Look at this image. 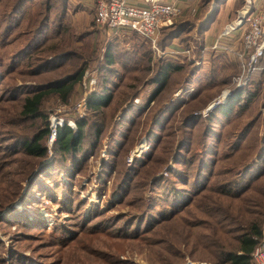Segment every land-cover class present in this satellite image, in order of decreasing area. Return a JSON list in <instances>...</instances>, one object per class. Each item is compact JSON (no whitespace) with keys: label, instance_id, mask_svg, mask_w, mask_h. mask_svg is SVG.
I'll use <instances>...</instances> for the list:
<instances>
[{"label":"rangeland","instance_id":"374dc122","mask_svg":"<svg viewBox=\"0 0 264 264\" xmlns=\"http://www.w3.org/2000/svg\"><path fill=\"white\" fill-rule=\"evenodd\" d=\"M94 1L69 0L68 7L75 38L72 39L67 34H64L62 38L45 34L43 43L36 48L34 53L38 57L52 58L53 53H47L40 49L58 43L61 46L59 51L76 50L78 55H74L66 65L56 66L37 76H21L19 72H13L4 77L6 79L4 81H7L6 84L8 83L9 86L6 84L0 86V133L8 135L14 131L21 133L23 129L25 131L30 129L29 123L19 124L17 122L19 118L16 116L20 113L22 101L5 99L8 95L7 90L12 85L46 84L63 78L67 71L76 66V63L83 62L86 63L83 76L68 101L62 100L56 95H50L44 104L49 115L48 119L52 117L51 115L59 114L68 119V122L76 120L75 117L79 115L77 105L84 95L83 79L94 75L98 84L100 62L103 61L109 45L119 38L108 28L96 25ZM201 3L202 0H200ZM246 4V0H212L205 8L199 5L201 6L200 15L192 14V10L195 8L194 3L189 5L186 10L181 9V14L175 19L174 24L187 23L192 39L188 41L189 43H185L178 37L174 38L173 41H176L180 49L171 46L173 41L164 48L160 44L157 48L149 44L151 46H149L151 48L150 59L142 60L146 61L145 64L148 66L143 67L139 54L135 52L136 54L133 53V55L139 59V62L136 66L131 67L128 64L129 57L126 55L129 46L124 43L120 51L121 56L113 63L117 69L114 76L116 75L118 78V85L114 90L112 107H106V112H104L107 127L101 129V135L94 151L89 154L84 163H79L78 167L71 166L72 162L69 156L59 155L61 164L66 166L63 171H58L59 177L57 176L64 185L62 189L54 188L50 182H46L43 185L44 190H40V185H36L32 187V191H28L31 184L29 175L35 170L30 158L23 153H0V205L2 204L0 209L14 201L13 206L20 212L26 211L34 223L40 219L45 225L43 230H40L25 226L19 227L16 221L0 222V264H214L205 249L200 248L196 257L193 258L192 253L195 254L193 247L181 246L178 243L176 231H179L178 227H182L180 224L159 222L154 225L145 224L143 229L140 228V224H137L136 228L141 231L135 230L134 237L121 236V231L117 230V226L125 224L128 218L131 221L151 202L152 190L148 188V185L145 186V182L152 181L151 178L155 175H168V167L175 166L173 152L168 154V151L175 152L178 141L184 137L183 130L186 129H181L180 126L184 114L188 112H191L190 114L195 115L196 118L187 129L188 133L185 134L187 145L192 142L191 149L197 156L201 155L205 148L216 152V155L208 154L209 157H212L209 159H215L214 174L211 177L210 185H217L223 180L234 177V173L245 162L256 159L261 146L260 139L264 133V81L258 98L241 115L231 118L223 116L218 118L215 115L209 118L208 116L214 112L218 113L221 105L227 103L224 102L208 110L210 105L214 104L216 100H220L225 89H233V78L239 73L241 67L237 54L232 58L226 54L233 64L232 75L226 83L222 82L218 70L220 63L217 61L214 64V56L218 53H225V50L214 51L208 46L214 43L220 33L235 24ZM1 6L2 4H0V10ZM208 12H214L212 20H215V24L212 33L204 34L203 31L209 23L207 22L206 25L202 19ZM31 23L32 20H24V26L17 34L16 39L10 40L11 37H5L2 40L0 34V73L5 72L10 55L20 50L26 40L30 38L27 31L31 27ZM22 33L23 36H21ZM82 33L90 34L85 38L78 39L77 37ZM124 36L120 38L122 39ZM231 39L233 40L234 37ZM238 39L236 36V40ZM207 41L213 42L210 45ZM239 43L234 45L237 49L240 46ZM223 44L230 45L228 40ZM188 51H190L189 55ZM160 59H162L161 63L170 59L182 67L170 70L163 91L154 98V101L146 103L145 99H148L156 87L150 83L157 72V61ZM261 59L260 64L264 67V56ZM196 60H200V63H197ZM63 61L65 62V60ZM36 63L38 64L39 61ZM26 65L25 62L19 67L27 69L29 66ZM137 93L139 95L132 99ZM127 105L128 112L122 115L123 108ZM141 107L143 110H138ZM187 108L188 110H186ZM259 113L261 115L258 122L246 135L240 148L229 154L233 134L240 132L244 125ZM117 122L121 123L120 129H115ZM153 125L154 132L158 135L150 137L148 133ZM46 144L48 146L47 161H52L57 154L55 142L52 146L50 145V133ZM111 148L116 150L115 155L112 154ZM150 155L152 157L146 167L135 175L132 182L130 181V189L122 196L118 190V183L127 169L133 167L136 160L146 159ZM162 158L166 162L163 160L162 163ZM111 159L114 161L113 167L106 164V162H111ZM257 160L259 166L256 165L255 168L261 167L262 160L259 158ZM26 171L29 173L28 177L27 175L25 177ZM53 176L56 177V174ZM147 177L148 179L145 180ZM17 187L20 188L17 197L16 193L13 196L5 195L8 191L13 193ZM48 188L52 194H55V197L54 194L51 196L52 198L43 197V192ZM24 193H28L30 196L28 205H24L26 201L24 197L22 198ZM73 193L78 194L84 203H81L79 213L74 214L71 212L73 209H71L70 201V196ZM218 196L215 197L218 198ZM242 196L240 199L225 198L231 204L229 202L223 204L229 206L235 215L241 217L242 221L257 215L255 213L259 211L264 215V171L254 181L251 189ZM34 198L38 200L35 203L31 201ZM134 199L138 202H133ZM10 207L8 205V208L0 212V215H11ZM200 207L201 203H196L191 217L198 223H204V221L210 220V217ZM76 210L74 209V211ZM96 210V213H100L98 219L108 220L112 223L120 216L124 219H121L119 224H115V228L110 232H105L103 228L100 231L98 228L88 231L89 228L85 222H82L80 214L84 212L85 215H88ZM212 211L216 219H224V213L219 211V207L212 208ZM77 225L80 227L77 228ZM55 226H57L56 229ZM60 229L61 231L67 230L68 233L65 231L63 235ZM182 230L183 227L180 228V231ZM194 231L195 239L202 243L208 240L206 238L208 229L205 224L197 226ZM220 233L224 235L222 226ZM181 241L187 244L185 240ZM209 242L207 241V243ZM226 243L229 245L227 241ZM177 252H181L182 255L174 256Z\"/></svg>","mask_w":264,"mask_h":264},{"label":"trees","instance_id":"16d2710c","mask_svg":"<svg viewBox=\"0 0 264 264\" xmlns=\"http://www.w3.org/2000/svg\"><path fill=\"white\" fill-rule=\"evenodd\" d=\"M211 1L212 0H202L201 6L205 8ZM68 2L69 0H0V4H2L0 10V34L2 35V40L5 37H11L10 40L13 38L16 39L17 34L21 32L24 26V20H32L31 27H29L27 31L29 32L28 34H30V38L26 40L25 45L21 47L20 50L10 55L6 63L5 72L0 73V86L6 84L7 81H4L6 80L4 77L10 75V73L19 72L21 76H37L40 75L41 72L50 70L56 66L62 64L66 65L74 55H78L76 50L67 49V51H59L61 46L58 43H53L50 46L45 48L41 47L40 49L47 53H53L52 58L38 57L34 54L36 48L43 43L45 34H51L57 38H62L64 34H67V36H71L72 39L75 38ZM213 10L215 11L216 7ZM213 15L214 12L210 13L206 21L208 22L211 20ZM206 21H203V23ZM188 28L190 27L187 23H175L163 28L159 36L160 46L163 48L169 46L176 37L180 38L185 43H189L188 41L192 39V35L189 33ZM89 34L90 33H82V35H79L77 38L82 39ZM116 35L119 38L109 45L104 54L103 61L100 62L99 82L94 92L88 97L86 114L84 117H77V129L74 130L68 125L58 129V136L55 141L57 155L52 161H47L48 146L46 140L50 133V118L48 119L49 115L44 108L45 101L50 95H56L62 100L68 101L69 96L83 76L86 63H76V66L67 71L63 78L50 81L46 84L22 83V86L12 85L7 90L8 95L5 99L8 98V101H22V108L20 113L16 116V118H19L17 122H19V124L29 123L30 129H28L29 131L23 129L21 133L14 131L8 135L0 133V138H2L0 140V153H23L30 158V162L33 163L32 167H35V172L33 171L32 174L29 175L26 171L25 177L27 174L31 176L29 178L31 184L28 191H32V187L36 185H40V190H44L45 187H43V185L46 182H50V185L54 186V188L59 187L62 189L64 185L60 182V179H58V171H63L66 169V166L61 164L59 155L64 154L69 156L72 162L71 166L78 167L79 163H84L89 154L94 151V147L97 145V141L101 135V129H106L107 127L104 112H106V107H112L114 90L118 85V78L116 75L114 76V74L117 73V69L113 66V63L114 60H118V57L121 56L120 51L124 43L129 46L126 55L129 57L128 64H130L131 67L136 66L139 62V59H137L133 53L139 54L141 61L144 58H146V61L150 59L151 46L137 32L128 30L125 34L121 33ZM123 35L126 37L124 36V39H121L120 37ZM21 36H23V33ZM10 40H8V42H10ZM63 60H65V62ZM261 60L260 58L258 69L255 71L256 73H254V75L252 74L250 82L244 87L236 88L230 100L221 105L218 113L214 112L208 115L209 118H212L214 115L218 118L222 116L227 118L237 117L244 113L246 108L258 98L264 81V67L260 64ZM35 61H39V63L37 64ZM161 61L162 59L157 61V72L150 83V85H155L156 87L152 93H150L148 99H145L146 103L154 101V98L163 91L170 70L182 67L179 63H174L170 59L162 63ZM217 61L220 63V68H218V70L221 75V81L226 83L232 75L233 64L225 53L216 54L214 56V64ZM25 62L27 64L26 66L29 67L27 69L20 68L19 66ZM143 62L144 61L141 62L143 67L148 66V64ZM258 75H260V77H258ZM6 85L9 86L8 83ZM137 95H139V93L134 95L132 99ZM127 109L128 105L123 108L124 112L122 115L127 114ZM138 110L141 111L143 108L141 107ZM186 110H188V108ZM190 113L191 112L184 114L180 128L186 130H183L184 137L178 141L177 147L175 148L176 151H168V154L173 152L172 155H174L175 158V166L168 167V175H155L151 178L152 181L145 182V186L148 185V188L152 190L151 202L145 209H142L137 216L133 217L131 221H129L130 219L128 218L125 224L118 225L117 230L121 231V236L134 237L135 230H140L136 228L137 224H140L141 229L144 228L145 224L154 225L159 222L180 224L183 230L180 231L182 227H178L179 231H176V238L179 240L178 243L181 246L187 245L193 247L195 251V254L192 253L193 258L196 257L198 250L203 248L208 252L209 259L214 264H253L252 253L262 237L264 215L260 211H256L257 213L255 214L257 215L242 221L241 217L235 215L229 206H225L223 203L229 202L228 200L226 201L225 198H242V195L254 185V181L262 175L264 171V133L260 139L261 146L259 147L256 159H252L251 162H245L244 165L234 173V177L223 180L217 185H210L211 177L214 174L213 168L215 159H209L212 157H209L208 154L211 153L212 155H216V152L212 149L205 148L201 152V155L198 154L197 156L194 150L191 149L192 142L190 145H187L185 134L188 133L187 129L196 118L195 115ZM260 115L261 113L248 121L240 132L238 131L233 134L232 143L229 146V154L234 153L240 148L246 135L258 122ZM99 117L102 119H98ZM120 126L121 123L117 122L115 129H120ZM153 127L154 125L149 129L148 134L150 137L158 135L154 132L155 129H153ZM115 151L116 150L111 148L113 155H115ZM151 157L150 155L146 159L136 160L134 166L127 169L125 175L118 183V190L122 196L130 189L131 182L135 175L146 167ZM164 158L161 159L162 163L164 161L166 162ZM258 158L262 160L260 163L261 167L255 168L256 165L259 166ZM111 160V162H113L112 164L111 162H106V164L113 167L114 161L113 159ZM54 174H56V177L53 176ZM148 177L145 180H147ZM19 190L20 188L18 189L17 187L16 191L13 193L8 191L5 195L13 196L15 195L14 193H16L17 197ZM53 194L48 188V190L43 192V197L52 198L51 196H53ZM216 195H219L218 198L215 197ZM23 197L26 200L24 205H28L30 196L28 193H24L22 198ZM80 199V196L75 193L70 196L71 209H73L71 212L73 214L79 213V207L82 205L81 203H83ZM31 201L35 203V201L38 200L34 198ZM132 201L138 202L136 199ZM13 202L14 201L8 204L9 207L11 206L9 212H12V214L0 215V222L16 221L19 227L25 226L30 229L43 230L45 225H43L42 220H36L34 223L27 212H20L13 206ZM198 202L201 203L200 208L204 209V212L210 217V220L204 221V223H198L191 217L193 216V208ZM8 205L6 207L3 206L0 212L8 208ZM214 207H219V211L224 213L225 217L223 220L214 217L212 211ZM74 209L77 210L74 211ZM96 212L97 210L88 215H85L84 212L80 214L82 222H85L88 226L87 228H89L88 231H91L92 228H98L100 231L103 228L105 232H110L115 228V224H119L120 220L124 219L120 216L112 223L108 220L98 219L97 217H99L100 213ZM202 224L207 226L208 232L206 233V238L208 239L207 241H210L209 243H207V241L202 243V241L194 238V228ZM221 226L224 230V235L220 233ZM56 227L57 226H55V229ZM76 227L78 228L80 226L77 225ZM65 231L68 233L67 230L61 231L60 229L63 235ZM181 240H185L187 244ZM179 255H182V253L177 252L174 254L176 257Z\"/></svg>","mask_w":264,"mask_h":264},{"label":"built area","instance_id":"2783aa9c","mask_svg":"<svg viewBox=\"0 0 264 264\" xmlns=\"http://www.w3.org/2000/svg\"><path fill=\"white\" fill-rule=\"evenodd\" d=\"M145 5H134L127 0H95V23L99 27H106L115 35L128 30L137 32L152 47L159 45V36L163 28L174 24L175 19L181 14V7L176 2L167 0H145ZM247 4L240 13L235 24L220 33L214 43L209 46L211 50H225V54L232 58L239 56L241 67L239 73L233 78V89H225L220 100L208 108L227 102L233 91L238 87L246 86L252 74L258 69V62L264 56V7L255 6L254 0H246ZM193 15L198 14L197 9L192 10ZM236 36L239 38L236 40ZM234 39L232 40L231 38ZM228 40V44H223ZM232 40V41H231ZM239 43L238 49L234 46ZM208 48V47H207ZM190 51H188V55ZM200 63V60H196ZM87 75V72H86ZM97 87V78L90 75L83 79V99L77 105L78 116L75 121H69L59 114L50 117V145L57 139L58 129L68 124L72 129H77V117H83L87 110L89 95ZM139 101V99H137ZM137 101V102H138ZM215 105V106H214ZM212 108V109H213ZM253 264H264V229L262 237L253 253Z\"/></svg>","mask_w":264,"mask_h":264},{"label":"crops","instance_id":"0c3cea01","mask_svg":"<svg viewBox=\"0 0 264 264\" xmlns=\"http://www.w3.org/2000/svg\"><path fill=\"white\" fill-rule=\"evenodd\" d=\"M167 1H173V2H176L177 5H179L181 7V9L183 10H186L188 8L189 5L193 4V6H195L194 9H197L198 10V6L201 5L200 4V0H167ZM255 1V6L256 7H261L263 8L264 7V0H254ZM128 3L130 4H134V5H145L147 4V2L145 0H127ZM199 10H198V14L200 15V9H201V6H199ZM210 14V12H208L207 14L205 13L204 14V17L202 19V21H206V18L207 16ZM213 18V17H212ZM215 21V20H214ZM214 21L211 19L208 21L209 25L207 26V28H205V30L203 31L204 34H207L208 32L209 33H212V30L214 28ZM207 22V21H206ZM205 22V23H206ZM207 25V24H206ZM125 34V33H124ZM206 36V35H205ZM210 38V37H209ZM213 40V39H212ZM208 42V41H207ZM213 41H209L208 43L211 45ZM172 47H176L177 49H180L178 47V45L176 44V41H173ZM209 47V46H208Z\"/></svg>","mask_w":264,"mask_h":264},{"label":"bare ground","instance_id":"6f19581e","mask_svg":"<svg viewBox=\"0 0 264 264\" xmlns=\"http://www.w3.org/2000/svg\"><path fill=\"white\" fill-rule=\"evenodd\" d=\"M229 100H230V99H229ZM229 100H228V101H229ZM228 101H227V102H228Z\"/></svg>","mask_w":264,"mask_h":264},{"label":"water","instance_id":"95a60500","mask_svg":"<svg viewBox=\"0 0 264 264\" xmlns=\"http://www.w3.org/2000/svg\"><path fill=\"white\" fill-rule=\"evenodd\" d=\"M233 92H234V91H233ZM232 94H233V93H232ZM232 94H231V95H232Z\"/></svg>","mask_w":264,"mask_h":264}]
</instances>
